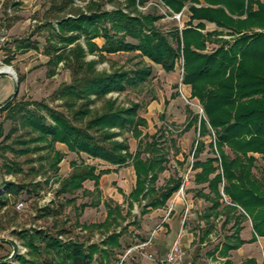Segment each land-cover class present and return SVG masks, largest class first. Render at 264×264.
Masks as SVG:
<instances>
[{"label": "trees", "instance_id": "16d2710c", "mask_svg": "<svg viewBox=\"0 0 264 264\" xmlns=\"http://www.w3.org/2000/svg\"><path fill=\"white\" fill-rule=\"evenodd\" d=\"M106 1L114 3V9L105 10L102 2L95 0H89L83 8L76 7L74 0H48L43 25L48 29L43 49L48 76L55 74L59 64L70 75L69 82L55 92L61 110L43 101L23 102L16 95L10 96L1 105L0 112L7 113L4 118L11 120L13 126L3 136L0 123V151H9L16 157L38 154L35 161L38 160L39 167L30 166L32 159H29L27 176H36L40 171L44 176L47 172L57 175L63 155L55 149L56 143L64 144L76 155L85 154L110 166L130 164L135 184L128 195V209L122 215L119 205L106 204L107 215L102 223L77 224L89 234L103 230L101 244L106 249L101 250L97 243L58 237L68 234L57 219L65 207L75 204V197L54 207L45 206L40 209V216L53 217L52 226L59 228L54 234L45 229L18 231L16 235L27 252L26 256L17 257L18 263L91 264L95 254L107 257L113 254L114 247H120L119 237L128 224L118 233L115 230L128 217H133V203L141 207L140 214H143L147 207L163 206L180 188L182 179L178 176L156 186L168 162L163 147L164 132L144 134L136 150L130 152L123 133L135 138L142 134L140 128L146 122L138 114L140 104L130 102L123 106L117 99L107 97L113 92L120 94L144 85L152 75L151 65L172 72L180 58L183 61L181 83L189 87L191 97L198 101L204 115H189L186 124L188 129L198 123L200 137L190 165L194 171L193 182L208 188L207 193L203 189L195 192L210 203L202 215L208 227L203 238L212 228L210 218L220 215L224 216L222 227L233 222L231 234L224 237L220 256H227L230 250L243 244L238 234L241 223L247 219L251 222L252 240L264 238V4L258 0H158L142 12L139 6H145L148 0ZM158 5L164 8V14L158 13ZM173 14L180 15L179 25L172 19L176 25L162 31L158 22ZM208 23L214 25L213 30L206 29ZM97 38L103 40L101 46L95 43ZM209 46H212L210 50ZM15 48L27 51L37 46L25 38L16 41ZM119 52L133 53L138 61L130 69L97 70L96 65L106 55ZM88 55H96V59L88 60ZM17 81L21 83L22 78L18 76ZM19 129L22 133L12 143L19 147L14 148L7 141ZM205 147L209 156L202 161L199 154ZM5 161L3 165L8 173L22 174L17 162ZM258 161L261 164L257 168ZM70 167L66 177L55 179L57 196L73 195L78 190L83 196H91L93 191L99 195V177L109 169L96 173L95 166L82 161L72 162ZM86 181L93 183V190L83 187ZM27 185L6 182L0 192V207L6 205L7 196L28 192ZM88 205L81 203L78 207L82 211ZM0 264L7 263L0 261ZM224 264L230 263L226 260Z\"/></svg>", "mask_w": 264, "mask_h": 264}, {"label": "rangeland", "instance_id": "374dc122", "mask_svg": "<svg viewBox=\"0 0 264 264\" xmlns=\"http://www.w3.org/2000/svg\"><path fill=\"white\" fill-rule=\"evenodd\" d=\"M89 0H74L76 7L83 8ZM100 1L103 4L105 10L114 9L115 4H110L106 0ZM122 1V0H117ZM19 2V4H15ZM158 3V0H148L145 6H139L142 12L149 10L151 6ZM49 7L48 0H0V71L3 67H9L12 70V74L4 73L10 78L12 89L8 96L3 99L4 94L0 88V107L12 94L14 93V79L17 77L22 78V82L18 83V90L16 93V99L23 102H39L43 101L49 107L61 110L60 101L55 99V92L60 85L68 83L70 75L68 70L59 64L55 68V74L51 77L48 76L49 67L46 65L47 56L43 54L45 47V41L48 36V29L43 26L45 23V13ZM158 13L164 14V8L160 5L157 6ZM174 18L171 16H164L159 21L158 25L162 31L171 29L174 24L172 22ZM176 20V19H175ZM179 25V20H176ZM54 27L55 23H52ZM210 24V23H208ZM7 25L8 28L6 27ZM207 29V28H206ZM210 30V28H208ZM207 29V30H208ZM213 30V29H212ZM29 38L30 41L36 43V49H30L27 51H18L15 48L16 41ZM98 46L103 44L101 38L94 40ZM128 41H130L128 39ZM212 46L208 47L210 50ZM6 59H10L9 64L6 63ZM88 60L96 59V55H88ZM175 65L172 72H165L159 66H152V75L148 78L144 85L136 88H129L123 93H111L107 97L117 99L118 103L127 106L130 102L139 103L140 109L138 114L146 119V126L141 127L142 134L139 138H135L132 134L124 132L123 137L129 144L130 151L136 150L139 139L144 138V134L151 135L164 132L165 144L164 150L167 152L168 162L166 163L165 170L159 174L156 181V186H162L170 177L178 176L182 179L180 188L175 194L179 197L190 199H201L196 196L195 192L199 189H203L204 193L208 192V188L205 185H197L191 182L192 171L190 165L193 159V151L196 147L198 136V123L192 125L186 129V123L189 120V115H197L203 117V111L198 101L191 97L188 86L181 83L182 65L179 61ZM138 61V58H134L133 53L119 52L115 54H109L105 56V60L96 65L97 70L109 71L110 68L122 67L123 69H130L134 63ZM147 64L150 62L144 59ZM183 63V61H182ZM2 75V74H0ZM2 81H0V86ZM32 107V106H31ZM6 112H0V123L3 127V136L7 134L13 122L5 119ZM22 130H18L14 133L7 143H14L18 140ZM2 136V137H3ZM26 138V137H25ZM2 138H0L1 142ZM206 138V142H208ZM14 148H18V145H13ZM55 149L60 151L63 155L62 160L58 164L57 175L52 176L47 172L46 176L40 171L39 174L29 176V159H32L30 166L36 168L39 167L38 160L35 161L38 154H30L27 156L16 157L9 151H0V192H3L4 184L6 182H12L16 185H27L28 192H22L17 196H7V203L5 206L0 207V261H5L7 264H19L17 257L19 255L26 256V249L22 244V240L18 238L16 233L22 229L34 230L45 229L48 232L54 234L59 227L52 226L54 222L53 217L40 216V209L47 207H54L58 203L63 202L65 199L75 197V204L68 205L59 216L57 222L59 225H63L67 229L68 234L58 236L59 239L67 240L74 239L77 241H83L85 243L99 242L102 236H92L89 233H83L77 224H83L92 221H98L103 217L105 208L103 205L99 208L96 206V210H86L83 215V210L80 211L78 205L81 203H89L99 198L95 191L91 196H83L81 190L76 191L73 195H60L57 196L55 191L58 187L55 183V179H61L66 177L71 170L70 163L72 162H84L95 166L98 170L107 167V163L87 157L85 154L76 155L69 152L64 144L56 143ZM207 147L199 154V159L204 160L209 156ZM5 159L9 161L17 162L22 169V174L8 173L4 167ZM43 167H47L46 161L42 162ZM260 161L256 163L257 168L260 166ZM255 173L258 175L259 171L256 169ZM51 176L50 180L45 183V179ZM188 180V181H187ZM190 180V181H189ZM133 177L130 166L118 168L115 174L102 175L101 177V196L100 202L108 201L111 198H122L117 192L118 188H121L124 193H127L132 186ZM188 183L187 186H185ZM38 185V186H36ZM85 189H93V183L86 181L83 183ZM181 187V186H180ZM221 192V188H220ZM120 195V196H119ZM222 198L226 201L227 198L221 193ZM204 202V206H208L209 202L201 199ZM200 200V201H201ZM21 204V205H20ZM50 205V206H49ZM139 206V205H138ZM134 208V214L137 216L141 210V207ZM125 207V206H124ZM93 208V207H91ZM128 221L131 217L127 218ZM247 225L251 228V222L249 219L245 220ZM191 226V224H188ZM123 225L118 228H122ZM128 231V230H127ZM127 231H124L125 240H121L124 246L130 244H137L140 241H147L146 246L143 244L139 246L137 251L139 264L144 261H155V256L150 250H147V244L150 240L149 234L137 238H132ZM223 235V233H222ZM221 234L217 231H213L210 238H207V246L200 253H202L201 259L198 260V264H208L212 262L211 258L207 256V252L212 248L219 240L222 239ZM131 240H130V239ZM11 243V244H10ZM262 247L260 249L257 245L255 249L251 250L252 255L260 258L264 264V238H261ZM14 249V250H13ZM182 257L177 264H187L192 258L194 253L181 251ZM164 257V256H163ZM130 259V255L127 256ZM163 259V258H162ZM215 259V258H214ZM161 261V260H160ZM222 261V260H221ZM220 262V261H217ZM161 264V262H160Z\"/></svg>", "mask_w": 264, "mask_h": 264}, {"label": "crops", "instance_id": "0c3cea01", "mask_svg": "<svg viewBox=\"0 0 264 264\" xmlns=\"http://www.w3.org/2000/svg\"><path fill=\"white\" fill-rule=\"evenodd\" d=\"M258 1L264 4V0H258ZM206 28L207 29L210 28V30H212L214 29V25L206 24ZM0 81H2V85L0 86L1 92L5 93L3 97V99H5L12 89L10 83L11 81L8 75L6 74L0 75ZM142 118L146 122V119L144 117ZM128 165L130 166L133 177L132 186L129 189V191L127 193H124L121 188H118V184H117V192L121 195L122 198L120 199L114 196V198H111L110 200L101 203L100 202V196H101L100 183L102 177L101 175L98 180L99 198H97L95 201H91L88 203L89 205L83 209V215H85L86 210H91V209L96 210L97 205L99 208L101 207V205H103L105 208L103 217L98 221H92L83 224L102 223L106 219V215H107L106 204H109L110 206H113L115 204L119 205L121 209V214L124 215V213L128 209V203L130 202L128 195L133 189L135 184V175H134L133 167L130 164ZM126 166H122V167H126ZM118 168L121 167L107 165V167L103 169H109V172L103 175H108L111 173L115 174ZM98 171L99 170L96 168V173ZM192 172L194 173V171ZM193 173L191 176L192 179L191 182H193ZM187 185L188 183L185 186ZM176 192H174L166 200L163 206L157 208L147 207L145 213L140 214L139 212V215L137 216L134 214L133 210L138 205L136 203H133V207L131 210V214L133 215V217H131L130 221L126 219L122 223L123 226L127 224L128 225L126 226V228L123 230L122 234L119 237L118 241L120 247L119 248L114 247L112 249L113 254H109L107 257H103L102 254L99 255L95 254L93 256V261L91 264H139L140 259H138V255H137V251L139 249L137 248H140L139 246L143 244L145 245L147 241L139 242L137 238L139 239L140 237L142 238V236L145 235L146 233H148L150 237V240L147 244V248H148L147 250H150L153 253V255L155 256V261L150 262V261L142 260L140 264H160V260L163 258L165 253L168 251L170 246L175 241L178 243L181 251L194 253L193 258L187 264H198V260H203V258L201 259L202 253L200 252L203 249H205L208 243L205 240H207V238H210L213 231H217L221 235L223 233V235L221 236L222 239L219 240L215 245L212 246L211 249L208 250L207 256L212 259L211 260L212 262L208 264H224V261L226 260L230 264H263V262L260 260L258 255L256 257L251 253V250L257 248L256 247L257 245H259L261 249L262 247L261 238L263 237H256L255 240H252V228H250V224L248 226L245 221L241 223L242 228L239 231L238 236L242 241H244L243 244H241L237 249L230 250L227 256L222 257L218 253L220 251L222 243L224 242V237L230 235L232 232L231 226L233 222L231 221L222 227V222L224 221L223 215H220L217 218L211 217L210 221L212 223V228L209 230L208 235L203 238L204 236L203 234L206 232L208 227L207 224L202 219V215L204 211L209 207L210 203L208 206H204V202L201 200L202 199L201 197H199L201 198L199 200L197 198L196 199L184 198V196L179 197L177 194H175ZM92 202L94 204L90 205V203ZM133 221L134 223H132ZM188 224H191V226H189ZM118 228L119 227L116 228L115 233H118L120 231V229ZM124 231H127L128 234H131L130 236L132 238L133 237L136 238V241H138L139 243L130 244L127 245V247L124 246L123 243L121 242L122 239L125 240V237L123 238V236L125 235ZM83 233H87V232L83 230ZM90 235L102 236V238L99 239V242H93L89 240L90 241L89 243H97L99 249L101 250L106 249V246L101 244V241L104 239L102 229H99L98 231L94 230ZM128 255H130V259L127 258Z\"/></svg>", "mask_w": 264, "mask_h": 264}, {"label": "built area", "instance_id": "2783aa9c", "mask_svg": "<svg viewBox=\"0 0 264 264\" xmlns=\"http://www.w3.org/2000/svg\"><path fill=\"white\" fill-rule=\"evenodd\" d=\"M179 14H173L172 18L179 20ZM180 66L182 65V61L180 60ZM183 185H181L180 190H182ZM21 205V204H20ZM182 254L179 248L178 243L175 241L168 251L165 253L163 259H161V264H177L181 260Z\"/></svg>", "mask_w": 264, "mask_h": 264}, {"label": "water", "instance_id": "95a60500", "mask_svg": "<svg viewBox=\"0 0 264 264\" xmlns=\"http://www.w3.org/2000/svg\"><path fill=\"white\" fill-rule=\"evenodd\" d=\"M4 73H5L4 71H0V74H4ZM17 90H18V81L17 79H14V93L12 94L11 98H13L16 95Z\"/></svg>", "mask_w": 264, "mask_h": 264}, {"label": "bare ground", "instance_id": "6f19581e", "mask_svg": "<svg viewBox=\"0 0 264 264\" xmlns=\"http://www.w3.org/2000/svg\"><path fill=\"white\" fill-rule=\"evenodd\" d=\"M1 71H4L5 73L12 74V70L9 67H3Z\"/></svg>", "mask_w": 264, "mask_h": 264}]
</instances>
